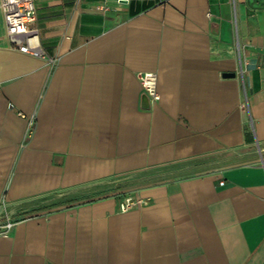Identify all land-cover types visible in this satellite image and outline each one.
Listing matches in <instances>:
<instances>
[{"label": "crops", "instance_id": "1", "mask_svg": "<svg viewBox=\"0 0 264 264\" xmlns=\"http://www.w3.org/2000/svg\"><path fill=\"white\" fill-rule=\"evenodd\" d=\"M31 29L54 64L0 8V264H264V0H38Z\"/></svg>", "mask_w": 264, "mask_h": 264}, {"label": "built area", "instance_id": "2", "mask_svg": "<svg viewBox=\"0 0 264 264\" xmlns=\"http://www.w3.org/2000/svg\"><path fill=\"white\" fill-rule=\"evenodd\" d=\"M38 0H0L3 11L6 34L11 46L20 52L35 57L47 59L54 64L56 59L47 58L38 43H32L36 33L31 26L36 20V3ZM104 9L103 7H98ZM144 94L153 101L159 100L157 90V76L153 72H143L138 75ZM145 201L132 195H127L119 204L120 211H126L135 206L144 204ZM4 218L0 221V235H6L16 224L17 219L12 218L3 207Z\"/></svg>", "mask_w": 264, "mask_h": 264}, {"label": "rangeland", "instance_id": "3", "mask_svg": "<svg viewBox=\"0 0 264 264\" xmlns=\"http://www.w3.org/2000/svg\"><path fill=\"white\" fill-rule=\"evenodd\" d=\"M157 177H159V178H161V179H164V180H168V179H171V175L170 174H166V175H161V176H151V178H149L150 180H153V179H155V178H157ZM147 181V180H146ZM136 184H138V182L136 183ZM126 185H134V183L132 182H128Z\"/></svg>", "mask_w": 264, "mask_h": 264}, {"label": "trees", "instance_id": "4", "mask_svg": "<svg viewBox=\"0 0 264 264\" xmlns=\"http://www.w3.org/2000/svg\"><path fill=\"white\" fill-rule=\"evenodd\" d=\"M146 180H147L148 182H149V181H151V182H152V181H159V180H162V179H161V178H159V177H157V178H155V179H153V180H150L149 178H148V179H146Z\"/></svg>", "mask_w": 264, "mask_h": 264}, {"label": "water", "instance_id": "5", "mask_svg": "<svg viewBox=\"0 0 264 264\" xmlns=\"http://www.w3.org/2000/svg\"><path fill=\"white\" fill-rule=\"evenodd\" d=\"M123 1H126V0H123ZM234 74L233 73H225L224 74V76H227V77H229V76H233Z\"/></svg>", "mask_w": 264, "mask_h": 264}]
</instances>
